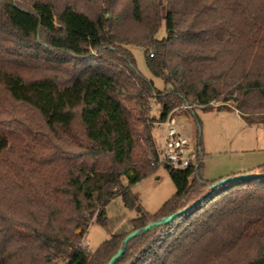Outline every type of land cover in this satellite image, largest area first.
Wrapping results in <instances>:
<instances>
[{
  "label": "trees",
  "instance_id": "trees-1",
  "mask_svg": "<svg viewBox=\"0 0 264 264\" xmlns=\"http://www.w3.org/2000/svg\"><path fill=\"white\" fill-rule=\"evenodd\" d=\"M116 1L90 14L73 4L0 0V29L28 48L0 49V89L34 114L50 146L27 142L28 118L7 112L0 120V187L16 195L14 210L0 205V264H108L129 234L193 203L132 239L113 264H212L202 260L218 255L264 264V164L254 172L262 176L214 191L225 178L208 182L201 165L198 173L166 168L177 193L155 215L131 190L161 168L154 123L185 104L234 100L249 125L264 124L256 103L264 100V0H125L126 14L116 13ZM131 46L145 48L165 89L138 70ZM152 99L158 119L149 116ZM117 198L137 213L119 228L107 210ZM94 216L108 239L83 252Z\"/></svg>",
  "mask_w": 264,
  "mask_h": 264
},
{
  "label": "rangeland",
  "instance_id": "rangeland-1",
  "mask_svg": "<svg viewBox=\"0 0 264 264\" xmlns=\"http://www.w3.org/2000/svg\"><path fill=\"white\" fill-rule=\"evenodd\" d=\"M15 3L22 4L25 7H31L35 2H53L57 7L64 6L66 4H73L78 9L93 14L95 12L101 11V8L106 5L107 0H12ZM125 0L116 1V13L127 12V6L125 7ZM125 24H130L128 18L124 21ZM165 36L164 27L158 34V38ZM19 44L14 37H12L7 32L0 29V49L9 51L15 55H26V50L24 48H19ZM131 51L133 52L138 70L144 75L148 80L154 81L155 86L162 90L166 88L163 80L155 78L148 65H147V54L143 47L131 46ZM23 50V53H22ZM25 50V51H24ZM20 56H18L19 58ZM27 59V57L23 56ZM151 57V56H150ZM33 60V58H31ZM30 60V61H31ZM35 61V60H34ZM47 75H52L54 71L46 69ZM252 72L254 74V65L252 67ZM44 73V69L34 68L29 69L28 73L31 76L38 77ZM254 77V76H253ZM216 106H210L214 109L210 111H204L200 108H195L194 112H184V109L179 108L175 111V116L186 115L189 118V123L181 125L180 130L191 138L192 147L199 149L202 152V162H201V173L205 180L208 182H215L221 178H229L236 175H244L248 173H254L258 170L259 166L264 164V124H254L249 125L240 115V113L235 109L237 103L234 100L224 102L222 99L216 100ZM152 107L149 114L150 118L158 119L160 116L159 110L160 106L155 100H151ZM256 103H262L260 106L264 105V100ZM218 107H226L227 109H218ZM181 109V110H180ZM7 110V111H5ZM7 112H12L22 119V117L28 118V121L33 124L29 130L31 136L27 138V142L31 144H36L34 139L40 140V149L43 151H48L50 146H48L47 138L43 137L45 130L38 127V120L34 114L23 108H19L17 104H14L7 93L0 89V120L4 118ZM3 113V114H1ZM20 116H19V115ZM158 121L154 123V137L156 142H158L160 137V131L157 128ZM20 136H24L20 132ZM27 137V136H26ZM17 141L12 142V146L16 147ZM46 145V146H45ZM144 146L143 143L140 144ZM33 146V145H32ZM37 147V145H34ZM48 146V147H47ZM45 147V148H44ZM15 149V148H14ZM12 148V150H14ZM141 149V148H140ZM198 173V172H197ZM13 178V176H12ZM14 180V178H13ZM211 187V186H210ZM12 189V188H11ZM211 190V188H209ZM132 192L139 199L142 207L151 215L157 214L163 206L170 201L177 193L176 186L172 181L169 170L161 167L158 172L152 174L137 184L131 187ZM16 195L12 196L9 191L3 192L0 187V205L4 209L10 211L11 208L14 210V198ZM108 216L109 217H120V222H118L117 227L119 228L123 223H127L128 219L136 217V212L128 210L123 203L122 198L115 199L108 206ZM96 217L90 221L89 228L83 235L81 240V249L83 252H93L101 244L108 239V234L106 229L95 224ZM80 232V230H78ZM236 256V255H234ZM212 257L205 259L207 263L212 264H238L240 259L224 260ZM239 257V256H237ZM219 261V262H217ZM66 258H60L57 264H66ZM202 263V262H201Z\"/></svg>",
  "mask_w": 264,
  "mask_h": 264
},
{
  "label": "built area",
  "instance_id": "built-area-1",
  "mask_svg": "<svg viewBox=\"0 0 264 264\" xmlns=\"http://www.w3.org/2000/svg\"><path fill=\"white\" fill-rule=\"evenodd\" d=\"M150 56L153 57V54L151 53ZM216 105L215 101H211L208 104H185L180 108L193 110ZM178 109L170 113L165 121L157 124L161 133L157 142L158 165L173 171L193 169L197 173L202 162V152L200 149L193 148L191 138L180 130L175 116V111Z\"/></svg>",
  "mask_w": 264,
  "mask_h": 264
},
{
  "label": "water",
  "instance_id": "water-1",
  "mask_svg": "<svg viewBox=\"0 0 264 264\" xmlns=\"http://www.w3.org/2000/svg\"><path fill=\"white\" fill-rule=\"evenodd\" d=\"M259 176H262V175L256 174V173H248V174H244V175H236V176H233V177H229L227 179H224V180L216 183L214 186H211L210 188H211V191H214L217 187H220V186L225 185L227 183H233V182H237V181L248 180V179L255 178V177H259ZM195 205H196V203H193L189 207H187V208H185L183 210H180L177 213H174V214H172L171 216H169V217H167L165 219H162L160 221L153 222V223L147 225L146 227H144L143 229L138 230V231H134L131 234H129L125 238L122 247L119 249V251L117 252V254L111 259V261L108 264H113L116 260H118L121 257V255L125 251V248H126L127 244L132 239H134L135 237L140 236V235L148 232L149 230H151L154 227H158V226H161V225H165V224L171 223L177 217H179V216L187 213L188 211H190Z\"/></svg>",
  "mask_w": 264,
  "mask_h": 264
},
{
  "label": "crops",
  "instance_id": "crops-1",
  "mask_svg": "<svg viewBox=\"0 0 264 264\" xmlns=\"http://www.w3.org/2000/svg\"><path fill=\"white\" fill-rule=\"evenodd\" d=\"M179 127L189 123V118L186 115L176 117Z\"/></svg>",
  "mask_w": 264,
  "mask_h": 264
}]
</instances>
